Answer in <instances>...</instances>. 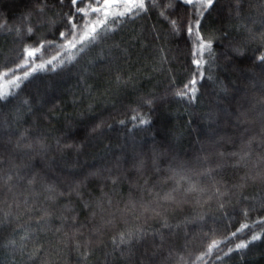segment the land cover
Listing matches in <instances>:
<instances>
[{
	"label": "trees",
	"instance_id": "trees-1",
	"mask_svg": "<svg viewBox=\"0 0 264 264\" xmlns=\"http://www.w3.org/2000/svg\"><path fill=\"white\" fill-rule=\"evenodd\" d=\"M167 1L144 0L145 10L123 18L111 9L102 38L78 51L56 47L71 29L70 0H0V74L15 70L0 89L58 53L65 60L0 99V264H264V0H214L202 17ZM195 18L212 42L202 77L186 31ZM96 19L73 17L77 39ZM41 43L17 68L23 50ZM194 74L195 98L176 96ZM53 139L82 150L56 149ZM139 228L153 234L137 236Z\"/></svg>",
	"mask_w": 264,
	"mask_h": 264
},
{
	"label": "snow or ice",
	"instance_id": "snow-or-ice-1",
	"mask_svg": "<svg viewBox=\"0 0 264 264\" xmlns=\"http://www.w3.org/2000/svg\"><path fill=\"white\" fill-rule=\"evenodd\" d=\"M63 2V0H61ZM71 5L74 7L75 11L73 13V17L76 16V14H80V18L84 19L85 17H88L90 13H96L97 14V19L94 21H87L83 25V31L79 35V38L77 39L76 35V28L77 24L72 22L73 17H69V23H71V29L69 33L61 32L60 37L62 40H64V43L61 45H56L58 48H62L65 50H70V49H76L78 45L80 47L78 48V51H84V48L94 44L98 39L102 38L103 31L106 29V25L108 22L109 15H111V9L115 8L116 9V15L123 18L126 15L131 16L132 14H139L138 11H143L145 10V3L144 0H104L103 3H100V0H94L95 6H93L92 3L86 5V6H81V7H76L77 4L84 5V0H70ZM179 2L185 4V5H190L194 11V15L197 17H202L204 12L208 11L213 3L214 0H179ZM101 13H103L101 17ZM116 17H113L115 19ZM173 29L177 30L176 26V21H172ZM199 25H200V19L195 18L193 21L189 22L186 26V31L189 37L193 38V43L195 45L193 49V56L194 59L192 63L197 66V74L199 76H203V72L199 71L203 67L204 63V54L207 52L209 56H211V47H212V42L211 40H206L200 33L199 30ZM110 31L111 29H107ZM27 33L31 34L33 29L32 27L27 28ZM70 35L71 39H66V37ZM47 46H52V42H47ZM46 47L45 43L39 44V46L35 48H25L23 51L25 53V59L23 64L17 65V68H26L29 64V59L28 58H34L37 53H40L42 49ZM62 53H58L56 56H53L51 59H49L46 63H41L38 66L34 65L31 67L28 71H24L23 76L19 75H14L12 79L6 81V85L9 88V91H4L3 89H0V99H6L8 95L12 94V89L18 88L20 86V83L23 80H27L29 76L38 71V70H45L48 68L49 65H51L52 71H55L56 66L53 62L54 61H59V65L63 66L65 63V60L60 59V56ZM71 59H74V57L70 56L68 62L71 61ZM260 60H264V56H261L259 58ZM14 69H9L7 72H4L0 74V79L3 77L8 76L10 73H14ZM194 77L191 81H189L188 84H185L183 86V89L180 91H177L175 93L176 96L182 97V98H189V99H194L195 98V92L196 89L194 85L196 84V78ZM189 94H191L189 96ZM137 117H133V119H136ZM140 123H147V121L141 119ZM37 147L43 148L44 146L37 141L36 144ZM27 147L32 148L33 145L29 144ZM11 179V177H9ZM31 183V181L29 182ZM194 190V189H190ZM49 192H54L55 190L53 188L48 189ZM51 198V197H49ZM166 199L168 198L167 196L165 197ZM244 228H247L248 225H244ZM238 232L241 231V229L237 230ZM237 233H232V236L235 237ZM259 234H254L251 237V240H248L246 242H240L235 245V249L229 248L227 252L224 253L225 256L230 255L231 252L233 251H239L241 249H245L248 247V244L251 243L252 241L260 239ZM126 242L124 239V236H121V243ZM213 247H218V244L216 242L213 243L208 249L209 252L212 251Z\"/></svg>",
	"mask_w": 264,
	"mask_h": 264
},
{
	"label": "rangeland",
	"instance_id": "rangeland-1",
	"mask_svg": "<svg viewBox=\"0 0 264 264\" xmlns=\"http://www.w3.org/2000/svg\"><path fill=\"white\" fill-rule=\"evenodd\" d=\"M165 0H161V2H162V4H165V7H167V6H169V4H170V2L169 1H167V2H164ZM238 5V4H237ZM262 7V8H261ZM258 9V8H257ZM261 11H262V9H263V12H264V2H263V4L260 6V8H259ZM161 13V15L163 14V12H160ZM248 30H249V26L248 25H243V24H240V26H239V28L237 29V32L239 33V32H245V34H247L248 33ZM11 31L10 30H8L7 31V33H10ZM5 34V33H4ZM145 36V34L142 32V33H138V38L139 39H141V38H143ZM138 38H134V39H132V40H136V39H138ZM112 47H114L113 45H112ZM117 47H119V46H117ZM236 51V50H235ZM167 52L168 51H166V54H167ZM240 52V51H239ZM164 54H165V52H160V54L158 55V56H160L161 58L159 59L160 61V63L162 64L163 63V59H162V57H164ZM174 53H173V51L171 50H169V52H168V55L171 57V59H168L172 64L173 63H176V61H177V56L179 55V53L177 52V56L175 57V55H173ZM241 56V55H240ZM239 56V57H240ZM160 66V65H159ZM153 68H155V67H153V66H151L150 67V69H152L153 70ZM118 82V84L120 85L121 84V82H119V81H117ZM112 93V92H111ZM51 109H49V111H50ZM40 111V109L38 108L37 110H36V112L35 113H38ZM13 114H15V113H13ZM9 116H10V114H9ZM37 117H38V115H37ZM3 121L4 120H6L7 119V116L6 115H4L2 118H1ZM15 119H16V117H15ZM44 120H46V117L44 118ZM174 135V132L172 133V138H173V140H177L176 139V135L175 136H173ZM52 147H56V149L59 147V145H61V144H58L57 142L55 143V141H54V139L52 140ZM73 146L74 145H61L59 148H61V149H63L64 151H66V150H69V149H73ZM76 149H78L79 151H81L82 150V146H78V145H75L74 146ZM15 151H17L16 150V148L14 147L13 148ZM7 172V171H6ZM7 179V178H6ZM5 179V180H6ZM9 179V178H8ZM15 179H13V181H14ZM11 181V180H10ZM9 181V182H10ZM13 181H12V183H13ZM31 181V183H29ZM32 181H33V179H31V177H29L28 179H26L25 180V182H26V187H27V189H28V187L29 188H31L30 186H31V184H32ZM5 183H7V182H5ZM46 189V188H45ZM47 191H48V189H46ZM49 192V191H48ZM51 193H53V192H51ZM57 195H60V193H57ZM137 208V207H136ZM133 210H131L130 212L131 213H129L131 216L132 215H137L136 217H138V214L140 213L138 210H139V208L138 209H135V208H132ZM39 211V214L41 215L42 214V217H43V214H44V216H46L47 214H48V210H46L45 208L43 209H41L40 208V210H38ZM133 216V217H134ZM137 219V218H136ZM122 220V219H121ZM137 220H139V218L137 219ZM112 219H109V220H107V222H105V224H104V226H107V225H110V223H112ZM123 221V220H122ZM153 223H151V221L150 222H148V223H144L143 225H142V227H146V226H148V227H150L151 225H152ZM165 224V223H164ZM144 228H139V229H141L140 230V235H138L137 234V236H143V238H145V237H147V238H150V236L153 234L151 231H148V232H145L146 230L144 229ZM67 229H68V227H67ZM177 229H179L178 228V226L176 227V228H174L172 231H174V232H176V231H178ZM134 230V229H133ZM131 231V232H128V236L129 235H131L132 234V236L133 235H136L135 233L136 232H134V231ZM136 230H138V229H135V231ZM145 230V231H144ZM66 231H64V233H65ZM183 232V231H182ZM184 233V237L186 238V239H188L189 238V236L191 235L190 233H188V232H183ZM119 238H121V235L119 236ZM118 238V239H119ZM146 238V239H147ZM164 241H165V238H163V237H157V242L160 244L158 247V249H162V247H161V245L164 243ZM138 249V248H137ZM137 249H135V250H137ZM154 249V248H153ZM87 253V252H86ZM122 256L124 257V259L128 256V255H123L122 254ZM127 261V260H126Z\"/></svg>",
	"mask_w": 264,
	"mask_h": 264
}]
</instances>
